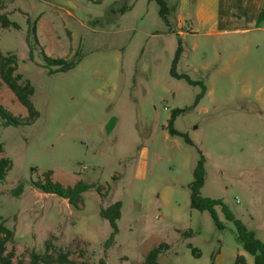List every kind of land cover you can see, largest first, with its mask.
<instances>
[{
	"label": "rangeland",
	"instance_id": "1",
	"mask_svg": "<svg viewBox=\"0 0 264 264\" xmlns=\"http://www.w3.org/2000/svg\"><path fill=\"white\" fill-rule=\"evenodd\" d=\"M179 0H166L169 6ZM19 29L0 21V49L19 56V70L35 88L40 112L30 125H4L1 156L13 166L0 184V221L17 233L16 253L56 244L88 264H144L162 242L172 249L159 264H237L244 250L236 226L220 207L219 228L209 211L191 206L190 184L200 150L206 158L204 197L220 199L264 241V26L254 3L228 0L213 8L229 22L244 18L239 34L214 35L187 19L181 34L169 31L155 0H3ZM173 29L174 13L169 15ZM36 22L39 45L28 30ZM179 72L170 74L179 48ZM81 60L67 72L52 71L42 56ZM0 103L16 115L27 108L0 79ZM186 109L169 130L171 114ZM64 185L79 181L103 187L83 193L80 209L67 199L42 193L32 181ZM20 181L25 191L13 195ZM122 202L117 230L100 209ZM192 230L191 236L182 232ZM201 252L193 253L192 247Z\"/></svg>",
	"mask_w": 264,
	"mask_h": 264
},
{
	"label": "trees",
	"instance_id": "2",
	"mask_svg": "<svg viewBox=\"0 0 264 264\" xmlns=\"http://www.w3.org/2000/svg\"><path fill=\"white\" fill-rule=\"evenodd\" d=\"M160 6V14L168 23L169 31H174L173 25L169 19V15L174 13L175 18L178 12L179 1L172 6H169L166 0H155ZM0 8H4L3 0H0ZM0 21L4 28H11L12 26L16 29L20 28V25L11 20L6 12L0 13ZM27 41L32 50L39 45L37 37V24L36 22L28 30ZM43 59L48 67H55L58 72H67L73 69L81 60L79 53H76L72 57H52L41 51ZM183 48H179L173 58L170 74L176 78H185L191 84H199L202 87L201 93L198 95L196 104L205 96L207 88L201 81L192 80L188 74L179 72V67L183 62ZM0 79L7 84V86L13 91L16 98L27 108L28 114L25 116L16 115L7 109L2 103H0V117L3 119L4 125H30L33 124L40 116V112L34 105L32 97L35 93V88L31 81L24 76L19 70V56L13 51L3 53L0 49ZM186 111V109H176L172 112L169 120V130L172 135H180L185 138L190 144H194L188 134L179 132L174 127V121L177 116ZM4 145L0 143V153L4 152ZM200 157L194 168V179L190 184L191 189V206L200 211H209L215 224L222 228L223 224L220 222L217 207H220L225 217L234 222L236 226L237 238L242 244L245 251L254 256V262L248 263L246 257L243 254L236 256L237 264H264V241L252 230L246 228V226L237 219L228 208L226 204L220 199H213L204 197L201 190L206 181V158L205 155L198 150ZM13 166L12 160L7 156L0 157V184L6 179L8 172ZM45 178L32 181V185L42 193H50L58 195L64 199H67L69 204L75 208L80 209L83 203V193L96 189L101 192L103 187L95 183H86L79 181L75 185H64L63 183L53 179V171L45 172ZM26 182L20 181L19 184L13 189V195L19 196L25 191ZM122 202L116 201L107 207L100 209V214L110 220L113 227L117 230V221L122 216ZM192 230L183 231L184 237L193 235ZM56 237L52 235L49 240L46 241L42 249L32 248L27 254H20L18 259L14 258L17 256L16 244H17V233L15 228H11L7 225L6 220L0 221V264H88L86 261H75L71 258L72 252L69 248L56 244L52 238ZM192 247L193 253L197 256L201 255L198 248ZM172 249V244L169 242H162L158 246H155L146 257L144 264H159V258L164 253ZM211 264H216L212 261Z\"/></svg>",
	"mask_w": 264,
	"mask_h": 264
},
{
	"label": "crops",
	"instance_id": "3",
	"mask_svg": "<svg viewBox=\"0 0 264 264\" xmlns=\"http://www.w3.org/2000/svg\"><path fill=\"white\" fill-rule=\"evenodd\" d=\"M228 0H179L178 12L176 16L177 26L174 30L183 34V31L177 30L178 28H183L185 22L188 18H191V23L205 26L206 31L210 34L221 35V34H239L241 32L249 31L253 28L249 27H239V23L244 22V18L234 19V21L229 22L224 20L218 14H214L213 8L215 6L223 5L224 2ZM244 1V0H243ZM254 3V6L258 9H264V0H246ZM258 21L260 20L264 23V10L257 15ZM254 29L262 30L263 25L254 27Z\"/></svg>",
	"mask_w": 264,
	"mask_h": 264
}]
</instances>
